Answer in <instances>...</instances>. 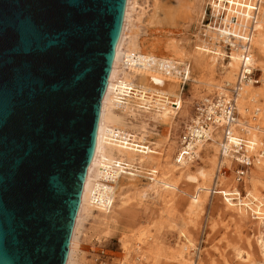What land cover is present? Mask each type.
<instances>
[{
	"label": "water",
	"instance_id": "95a60500",
	"mask_svg": "<svg viewBox=\"0 0 264 264\" xmlns=\"http://www.w3.org/2000/svg\"><path fill=\"white\" fill-rule=\"evenodd\" d=\"M127 0H0V264H66Z\"/></svg>",
	"mask_w": 264,
	"mask_h": 264
},
{
	"label": "rangeland",
	"instance_id": "374dc122",
	"mask_svg": "<svg viewBox=\"0 0 264 264\" xmlns=\"http://www.w3.org/2000/svg\"><path fill=\"white\" fill-rule=\"evenodd\" d=\"M131 1L130 28L140 50L171 61H177L186 54L189 58L188 68L180 71V74L185 73L187 81L182 83L183 80L179 78L178 98L171 105L172 112L165 118L161 117L159 110L152 107L146 110L136 107L111 110V138L117 142L139 146L141 169L139 173L134 172V176L122 175L121 185L112 188L111 208L95 210L90 198L88 211L81 217L74 259L78 264H120L122 260L135 264L139 256H145L143 264H177L181 250L189 264H194L195 261L197 264H264V220L255 219L250 212L240 214L236 208H228L222 196L211 193H206L199 208L194 211V208H190V202L195 194V186L183 180L177 186L179 191H174L173 194L156 196L151 191L150 185L154 183L152 179L155 175L149 170L155 168L158 175L163 174L167 155L171 163L176 151L174 149L169 153V150L177 147L178 137L193 116L197 103L213 94L226 81L220 76L224 74L220 73L221 66L227 62H222L221 57L216 55L198 51V48H206L207 51L214 52L208 48L214 41L208 40L204 44L199 35L202 16L208 8L209 0ZM234 2L235 0H213L214 15H220L221 10H225L223 20L229 25ZM172 46L177 52L169 48ZM196 53L202 66L194 62ZM254 55L256 57L253 49ZM214 61L218 63L216 71L209 68V64ZM253 68L257 69V75L262 73L257 65H253ZM248 86L253 90L263 87L262 84ZM262 104L263 100L256 102L260 109ZM253 110L254 108L250 109L248 120L242 118L243 122L263 127V120L259 116L255 122L251 120ZM247 135L251 138L249 131ZM261 145L257 144V148ZM204 150L192 165L193 171L198 167L209 168L207 162L212 151ZM215 157L217 163L213 166L212 174L216 173L219 162L217 152ZM261 168L263 170L258 172V168L250 171V174L255 171L258 176L256 192L251 190L248 180L244 181L243 187L245 192L252 191L259 199H264V165ZM235 169V164L226 163L225 175H218L220 189L232 188L237 189V192L241 189L240 196L243 198L246 197L242 192L243 187L238 189L233 183ZM250 199L246 198L245 201Z\"/></svg>",
	"mask_w": 264,
	"mask_h": 264
},
{
	"label": "bare ground",
	"instance_id": "6f19581e",
	"mask_svg": "<svg viewBox=\"0 0 264 264\" xmlns=\"http://www.w3.org/2000/svg\"><path fill=\"white\" fill-rule=\"evenodd\" d=\"M255 1L259 0H235L234 7L229 15V25L222 19L224 27H215L213 31L210 32L212 36L209 35V40H213L214 42L210 43L208 48L213 49L214 52H211L210 50L209 52L206 48H198V51L221 57L222 62H225L223 61L225 46L222 45L221 40L227 42L230 45L231 53L229 55L228 62L221 66L222 72L220 74L224 75H219L223 80L229 82L234 81L233 79H235L237 72L242 67H250L254 69L253 65H257L262 72V89H256V91L250 86L244 85L236 101L237 111L240 115L239 125L241 130H243L246 134L249 131L251 138H248L254 146V150L257 151V144H262L264 141V0H260L259 7L254 4ZM131 2V0H127L123 29L116 47L115 61L109 78L107 90L102 101L95 153L87 170L83 193L81 196L80 209L76 218L69 247V256L66 264H78L74 259V252L77 247V234L81 217L88 211V203L91 198L90 191L92 194L95 187L98 185V181L103 177V169H112L115 166H118L119 171L114 174V184L111 186L108 206H97L93 204L91 199V203L95 210H105L111 208L113 195L112 188H116L121 185L120 179L122 175L134 176L135 173H139L138 171L141 169L140 166L142 163V157H140L139 146L131 145L130 143L117 142L111 138L109 129L111 110L116 108L127 110L132 107L146 110L149 108L151 109L152 107L159 110L161 117L163 116L162 118L167 117L172 112L173 107L171 105L174 104L173 101L178 98L179 85H177V82L180 78V71L188 68L187 63L189 58L186 54H184V57L182 56V58L177 59V61H171L168 59L166 60L165 58H157L155 56L148 55L145 52L144 54L140 50V47L136 43V39H134L130 28ZM234 16L237 17L240 25L238 23H232L231 18ZM219 29H225L226 31L223 32ZM204 44H206L205 41ZM200 45L202 46L203 44L200 42ZM169 48L172 49V51L173 49L176 51L174 46ZM253 49L256 52V57L255 55L253 56ZM181 53L179 52V55H181ZM174 55L178 56L175 52ZM197 57L196 53L193 58L194 62L197 65L202 66L201 61L199 58L197 60ZM217 65L218 63L214 61L209 64V68L212 71H216ZM140 77L144 78L141 79ZM220 87L221 86L217 87V90H219ZM260 100H263V104L261 105L262 109L256 105V102ZM252 108H254L252 111L253 114L256 113L260 119L262 118L263 127L257 125L252 126V124L249 125L247 121L243 122L242 118L248 120L249 111ZM191 119L192 117L189 121ZM211 139L212 141L210 143H199L196 149L198 158L202 150L205 151L204 149H210L212 151V155L207 162L209 164V168L198 167L195 171L192 170L193 166L191 164L179 165L175 163V154L178 149L177 141V147L169 150V153H172L174 149L176 150L173 155V161L169 163V157L167 155V162L164 166L163 174L158 175L155 168L149 170L151 174L155 175L152 179L154 183L150 185L152 188L151 191H153L156 196L160 194L163 196L173 194L174 191H179L177 186L179 181L183 180L184 182L195 186V194L191 197L190 202V208H194V211L199 208V204L206 193H211L222 196L226 206L231 209L236 208L240 214H244L242 212H250L255 219H264V199H259V196L253 194L256 192L257 173L253 171L249 176V172L252 169L260 166V164H264H256L248 171L246 177L244 178L245 180L249 176L247 182L249 183L251 190L254 191H248V195L246 197L241 198L240 192H237L236 189H220V178L216 175L217 173L212 174V169L214 168L213 166L217 163L215 153L217 152L219 159L216 171L219 167L225 166L227 162L230 163V160L219 156V152L217 150L219 137L214 136L211 137ZM262 168H256L257 172L259 170H263ZM172 177H175V179H172ZM233 183L237 186L234 181ZM249 196H251L252 200H248V202L245 201ZM243 218L245 219V217ZM262 249L264 256V242L262 243ZM142 260H146L145 256H142L141 258L139 256L137 258L138 262L135 264H143ZM177 261V264H189L182 256L181 250ZM120 264L128 263H125L124 260H122Z\"/></svg>",
	"mask_w": 264,
	"mask_h": 264
},
{
	"label": "built area",
	"instance_id": "2783aa9c",
	"mask_svg": "<svg viewBox=\"0 0 264 264\" xmlns=\"http://www.w3.org/2000/svg\"><path fill=\"white\" fill-rule=\"evenodd\" d=\"M213 0H209L208 8L202 16L199 35L202 40L208 41L210 32L213 29L224 27L222 24L223 13L214 15ZM258 7L260 0L255 1ZM218 14V13H215ZM232 23H238L237 17L231 18ZM225 46L223 61L228 62L231 53L230 45L221 40ZM257 69L242 67L236 74L233 82H223L219 90L211 95L202 98L196 105L192 119L183 127L178 137V149L175 154L176 164H191L198 161L196 149L199 143H210L211 137L218 136V152L222 158H227L230 163L236 165L233 171V181L239 186L244 183L248 171L256 164H264V141L257 151L250 142L247 134L241 130L239 125L240 115L237 111L236 101L244 85L258 86L261 84L260 75L256 74ZM186 74L181 73L180 78L186 80ZM125 96V95H124ZM256 113L251 114V120L256 121ZM259 163V164H258ZM225 166L219 167L216 171L220 177L225 175ZM119 171L118 166L112 169H103V177L98 181L91 194L93 204L97 206H108L111 194V186L114 184V174ZM101 255H104L101 253ZM197 264V261L194 262Z\"/></svg>",
	"mask_w": 264,
	"mask_h": 264
},
{
	"label": "crops",
	"instance_id": "0c3cea01",
	"mask_svg": "<svg viewBox=\"0 0 264 264\" xmlns=\"http://www.w3.org/2000/svg\"><path fill=\"white\" fill-rule=\"evenodd\" d=\"M196 8V7H195ZM195 11V10H194ZM222 61V60H221ZM262 165L260 164V166H257V167H255L254 169H252V170H255L256 168H259V167H261ZM251 170V171H252ZM216 174V173H215ZM217 175V174H216ZM218 176V175H217ZM249 176H250V172H249ZM249 176L244 180V181H246V180H248V178H249ZM238 186V185H237ZM240 187H243V184H241V185H239L238 186V189L240 188ZM243 190H242V192H245V189H244V187L242 188ZM237 190V189H236ZM239 191H240V193H241V189H239ZM245 194H246V196L248 195V192H245ZM215 195V194H214ZM250 198H251V196H249ZM248 197V198H249ZM250 200H252V198L250 199ZM262 220H264V219H262Z\"/></svg>",
	"mask_w": 264,
	"mask_h": 264
}]
</instances>
